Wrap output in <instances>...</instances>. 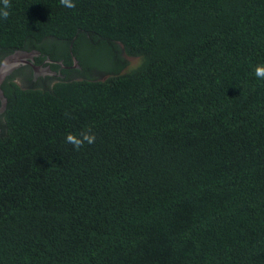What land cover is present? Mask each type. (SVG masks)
Instances as JSON below:
<instances>
[{
    "label": "trees",
    "instance_id": "trees-1",
    "mask_svg": "<svg viewBox=\"0 0 264 264\" xmlns=\"http://www.w3.org/2000/svg\"><path fill=\"white\" fill-rule=\"evenodd\" d=\"M8 3L0 62L92 45L118 69L4 82L0 264H264V0Z\"/></svg>",
    "mask_w": 264,
    "mask_h": 264
},
{
    "label": "rangeland",
    "instance_id": "rangeland-1",
    "mask_svg": "<svg viewBox=\"0 0 264 264\" xmlns=\"http://www.w3.org/2000/svg\"><path fill=\"white\" fill-rule=\"evenodd\" d=\"M119 52L120 57L127 62V67L122 71V73L130 71L141 64L140 58L128 56L120 45ZM81 54V70H77L79 75L74 76L72 78L73 80L83 79L84 76H91L95 79L105 80L110 76V70L118 69L116 57H112L105 52H96L92 45L91 47L83 46L81 48ZM28 78V73H24L23 76H19L18 74V76L15 77V81L20 86L27 88L29 86L27 83Z\"/></svg>",
    "mask_w": 264,
    "mask_h": 264
},
{
    "label": "flooded vegetation",
    "instance_id": "flooded-vegetation-1",
    "mask_svg": "<svg viewBox=\"0 0 264 264\" xmlns=\"http://www.w3.org/2000/svg\"><path fill=\"white\" fill-rule=\"evenodd\" d=\"M74 70V66L67 65L64 58L53 60L50 56H43L40 53L34 57L32 64L21 65L13 74L17 72V76L18 74L23 76L24 73H28V87L51 88L59 81H67L78 75L79 73Z\"/></svg>",
    "mask_w": 264,
    "mask_h": 264
},
{
    "label": "water",
    "instance_id": "water-1",
    "mask_svg": "<svg viewBox=\"0 0 264 264\" xmlns=\"http://www.w3.org/2000/svg\"><path fill=\"white\" fill-rule=\"evenodd\" d=\"M40 52L16 51L5 58L0 63V115L7 109V99L4 95L2 86L6 79L21 66L32 64L34 57L39 56ZM74 68L80 70L81 66L76 57H73Z\"/></svg>",
    "mask_w": 264,
    "mask_h": 264
},
{
    "label": "clouds",
    "instance_id": "clouds-1",
    "mask_svg": "<svg viewBox=\"0 0 264 264\" xmlns=\"http://www.w3.org/2000/svg\"><path fill=\"white\" fill-rule=\"evenodd\" d=\"M61 4L66 8H74V0H60ZM0 3L3 4V8H0V18L7 19L9 16V3L8 0H0ZM254 76L258 80H264V63L257 64L254 67ZM95 140L94 135L84 134L82 138H78L72 134H69L66 137V143L72 144L77 150L82 146L84 142L89 144L93 143Z\"/></svg>",
    "mask_w": 264,
    "mask_h": 264
}]
</instances>
